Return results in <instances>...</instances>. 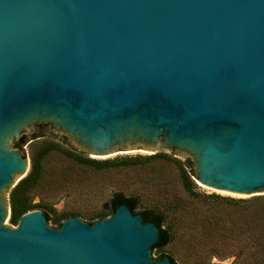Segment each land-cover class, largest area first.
I'll use <instances>...</instances> for the list:
<instances>
[{
	"label": "water",
	"instance_id": "1",
	"mask_svg": "<svg viewBox=\"0 0 264 264\" xmlns=\"http://www.w3.org/2000/svg\"><path fill=\"white\" fill-rule=\"evenodd\" d=\"M35 126L94 159L160 146L204 191L264 196V0H0V264H173L125 203L93 224L3 225L29 170L11 146Z\"/></svg>",
	"mask_w": 264,
	"mask_h": 264
},
{
	"label": "rangeland",
	"instance_id": "2",
	"mask_svg": "<svg viewBox=\"0 0 264 264\" xmlns=\"http://www.w3.org/2000/svg\"><path fill=\"white\" fill-rule=\"evenodd\" d=\"M56 131L53 126H35L23 136L22 151L16 148L20 140L11 146L28 158L27 175L31 158L41 161V177L31 204H42L44 208L33 210L45 211L49 218L70 215L90 224L89 215L98 213L115 195L121 194L135 199L136 212L150 210L163 218L164 229L170 228L172 241L161 252L154 250V260L164 255L172 257L176 264H224L212 258L232 257V264H264V196L235 201L204 191L195 180L193 159L169 155L160 146L154 153L168 158L141 159L135 164L103 170L83 166L78 163L79 158H94L62 139ZM50 143L55 148L42 157V150ZM148 150L128 146L95 160L154 155ZM24 178L16 179L3 195L9 209L10 193ZM187 179L200 197L186 191ZM48 224L58 228L53 221ZM3 225L16 227L11 225L10 216ZM213 250L234 251L221 256Z\"/></svg>",
	"mask_w": 264,
	"mask_h": 264
},
{
	"label": "trees",
	"instance_id": "3",
	"mask_svg": "<svg viewBox=\"0 0 264 264\" xmlns=\"http://www.w3.org/2000/svg\"><path fill=\"white\" fill-rule=\"evenodd\" d=\"M25 142V138L22 137L18 143H16V148L22 151V146L23 143ZM55 145L50 143L47 146L44 147L42 150L41 156L43 157L45 154L48 152L52 151L55 147ZM75 153L71 155L74 157ZM158 158H168L166 155L163 154H154L150 155L147 157H140L138 159L133 158V159H113V160H95V159H90V158H79L78 163L87 166L93 169H107L110 167H121L123 165H130V164H135L141 159H146V160H154ZM191 165V164H190ZM41 170H42V165L41 161L39 158H31V167L28 175L22 179L11 191L10 193V223L11 225L16 226L18 221L20 220L21 216L25 214L26 212L36 209V208H44L42 204H36L32 205V197L35 195V189L38 186L40 177H41ZM185 183V189L188 193H190L193 197H200L198 193H195L192 188V183L187 179ZM217 197V196H215ZM117 203H125L130 206V210L133 214H140L144 222H152L157 225L159 228V239L157 243H155L152 247V249L157 250V252H161L166 246H168L171 241V233H170V228L164 229V220L160 215H156L152 213L150 210H144L140 212H136L137 209V203L135 199L133 198H127L123 197L121 194H117L112 198L107 204H105L104 208L101 209L98 213L89 215L87 218L90 221V224L95 223L98 220H102L105 218L110 217L113 215L115 212V209L117 207ZM45 210V209H44ZM49 221H53L55 224H57V227L59 228L62 224V222L70 217V215H58L55 216L54 218H49L47 213L44 211L43 212ZM234 250H229L226 251L228 255L232 254ZM242 252V251H241ZM241 252L239 253L241 256ZM212 253L215 255H221L225 256V251H219V250H213ZM165 256L162 255L159 257V259L164 258ZM171 262L173 264H176L174 259L172 257H169Z\"/></svg>",
	"mask_w": 264,
	"mask_h": 264
}]
</instances>
